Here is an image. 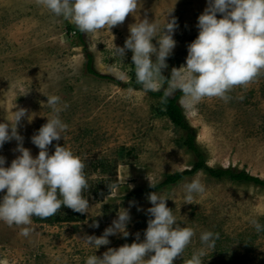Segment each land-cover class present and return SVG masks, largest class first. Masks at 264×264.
Returning a JSON list of instances; mask_svg holds the SVG:
<instances>
[{
	"label": "rangeland",
	"instance_id": "rangeland-1",
	"mask_svg": "<svg viewBox=\"0 0 264 264\" xmlns=\"http://www.w3.org/2000/svg\"><path fill=\"white\" fill-rule=\"evenodd\" d=\"M206 6L207 0H138L137 10L122 23L83 33L85 45L70 19L55 16L38 0H0V121L25 108L17 131L23 146L35 156L39 149L31 136L51 115L46 95L60 96L61 104H67L60 116L68 129L48 150L51 153L57 143H65L84 161L89 185L84 191L88 212H78L79 220L40 223L32 217L27 237L21 235L24 226L0 221V264H84L93 247L83 238L101 235L121 207L129 210V235H110L109 244L94 253L100 256L108 247L132 243L136 233L143 240L150 218L147 195L155 190L170 197L166 204L178 222L195 231L183 256L174 258L173 264H184L201 247L199 235L204 230L219 233V238L214 249L205 250L203 264H264V231L257 232L250 222L258 219L264 224L263 186L219 180L200 169L172 185L131 195L149 188L150 182L160 183L166 175L191 169L197 157L187 150L185 132L166 113L161 97L137 83L131 50L126 49L122 58L112 50L114 45L123 46L130 24L147 17L163 25L170 11L167 18L174 16L177 21L176 43L166 62L171 59L173 66L179 61V68L186 63L187 45L198 34L197 17ZM152 42L156 43L155 37ZM87 53L97 72L116 81L88 73ZM170 65L161 70L159 91L166 88ZM228 95V101L204 97L187 106L181 97L179 102L196 128V142L208 166L234 167L264 180V70ZM17 143L11 139L0 146L5 166L19 154ZM197 174L205 191L195 196V202L185 203L183 184ZM71 211L61 206V214Z\"/></svg>",
	"mask_w": 264,
	"mask_h": 264
},
{
	"label": "clouds",
	"instance_id": "clouds-1",
	"mask_svg": "<svg viewBox=\"0 0 264 264\" xmlns=\"http://www.w3.org/2000/svg\"><path fill=\"white\" fill-rule=\"evenodd\" d=\"M57 17L70 19L83 33H92L107 26L111 29L125 20L126 15L137 10L138 0H38ZM170 12V11H169ZM160 25L147 17L129 25V35L123 46L113 48L121 58L125 50H131L132 64L138 84L145 92L159 91L161 70L167 67L166 58L175 46L173 38L177 27L176 18ZM221 14L219 17L217 14ZM197 36L187 45L186 63L173 67L160 100L175 91L182 93L187 106L199 103L204 97H218L228 101V93L235 86H245L264 70V0H207V6L197 17ZM156 43L154 44L153 38ZM153 55L155 59H152ZM46 105L51 115L31 136L39 149L33 156L22 144L23 137L17 131L18 122L26 116L23 107L12 111L7 121H0V146L6 141H18L16 155L8 166L0 155V221L7 225L24 226L21 235L27 237L31 231L32 217L41 219L55 215L61 206L74 211L88 212L89 202L84 191L89 188L84 174V161L65 145L57 143L49 153L48 146L59 140L68 129L60 113L67 107L61 97L46 95ZM242 98V97H241ZM31 121L32 115H27ZM150 187L155 184L150 182ZM6 190V191H5ZM205 191L199 174L183 184V202H195V196ZM168 195L150 192L146 209L150 218L144 230L143 240L136 233V240L118 247H108L102 255L94 253L102 245L109 244V236L116 233L129 235L127 224L129 210L121 207L111 225L99 236L87 235L86 244L93 247L84 264H173L174 258L184 253L192 241L195 231L179 223L166 204ZM257 232L264 231V224L252 219ZM94 227L98 224L94 223ZM219 233L211 230L200 232L201 247L193 250L184 264H203L206 249L215 248ZM183 256V255H182Z\"/></svg>",
	"mask_w": 264,
	"mask_h": 264
},
{
	"label": "trees",
	"instance_id": "trees-1",
	"mask_svg": "<svg viewBox=\"0 0 264 264\" xmlns=\"http://www.w3.org/2000/svg\"><path fill=\"white\" fill-rule=\"evenodd\" d=\"M69 30H71V27H69ZM77 36L78 39L80 40L81 44L86 45V39L83 37V32L77 31ZM84 45V46H85ZM87 71L88 73L99 77V78H104L108 79L110 81H116L114 77L107 75V74H101L97 72L93 65V58L92 55L87 53ZM171 59L167 60L166 64L167 66L171 64ZM179 66V61H174L173 66L170 65L168 67L169 72L166 75V78L170 76L171 69L173 67H178ZM165 78V85L167 87V79ZM165 89V88H164ZM164 89L161 91H150L154 96L161 97L163 95ZM182 97V93L177 90L174 95L169 96L167 98L166 103H164L165 106V111L166 113L170 116V118L185 132V134L182 136L183 137V142L187 148L188 151L193 152L197 160L194 162L193 167L189 170H184V171H179L175 172L173 174L166 175L165 179L161 181L158 184H155V188H163L164 186L172 185L174 183H177L181 178H183L186 175L193 174L197 170L204 169L210 176L215 177L219 180L221 179H229L233 180L237 183H255L260 186L264 187V180L260 179L259 177L250 175L247 171L245 170H238L234 167H218V168H213L210 167L206 164L204 160V155L199 149L197 142H196V128L194 126H191L190 123L188 122L183 109L180 104V98ZM154 188L149 187V188H139L133 192H131L132 196H137L142 193L148 192L153 190ZM61 210V209H60ZM57 211L55 215L49 216L47 218L41 219L39 217H33L36 222L40 223H45V222H60V221H70V220H79L82 218L81 215L77 211L72 210L70 214L64 213L61 214V212Z\"/></svg>",
	"mask_w": 264,
	"mask_h": 264
}]
</instances>
